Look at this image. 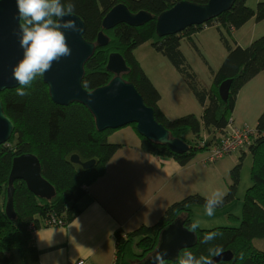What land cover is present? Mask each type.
<instances>
[{"label":"trees","instance_id":"16d2710c","mask_svg":"<svg viewBox=\"0 0 264 264\" xmlns=\"http://www.w3.org/2000/svg\"><path fill=\"white\" fill-rule=\"evenodd\" d=\"M178 1L181 0H71L75 13L86 22L84 37L96 41L99 33L104 32L109 39L106 44L97 46L87 60L83 86L87 85L85 88L92 90L108 83L115 75L107 68L109 56L112 52L121 53L129 68L123 77L134 83L146 104L154 108L156 119L170 130L171 135L189 145L188 150L178 152L169 144L152 141L139 133L140 148L187 165L202 148L212 147L227 134L228 122L241 88L264 70V34L252 39L246 46L239 44L234 36V31L251 19L258 22L264 20V0H259L255 6L250 5L248 0H236L231 9L205 23L188 26L177 33L158 34V15ZM188 1L204 4L209 0ZM62 2L67 4L69 0ZM118 3L126 4L132 12L148 11L153 18L138 26L122 22L112 28H104V17ZM206 26L217 28L228 51L217 70L210 67L212 83L209 86L198 79L197 72L181 47L182 41L187 39L209 64L194 38ZM146 42L168 57L184 77L203 106L200 116L187 113L171 118L163 111L160 106L161 92L135 53ZM228 78L233 81L225 101L219 88ZM16 88L1 92L5 112L15 123V129L11 138L0 144V264H42L34 232L41 226L53 225L52 216L68 224L80 214V200L88 193L89 187L105 175L108 162L122 143L110 141L109 137L115 129L98 130L95 116L85 104L56 103L43 77H37L26 87L28 94L24 97L16 94ZM132 125L136 128L135 123ZM256 130L248 146L254 155L253 182L245 193L241 216L232 214L238 218L239 224L207 229L198 227L196 243L184 248L196 256L207 255L210 246L233 252L231 259L215 264H264V247L254 242L255 239L264 238V111L258 118ZM203 133L208 135L204 136ZM202 141H205L203 147ZM23 153H34L39 157L43 176L55 186L57 193L52 199L41 198L30 190L24 180H15L14 206L17 216L11 218L6 212L9 178L14 158ZM75 153L82 161L96 159V163L84 168L71 160ZM242 166L243 155L231 170L232 183L221 205L236 198ZM205 199L199 193L189 194L170 203L154 223H143L128 231L117 229L113 264H138L156 249L163 230L177 219H182L189 229L190 224L195 222L192 217L193 204H205ZM211 231L222 235L209 244L203 243V237ZM176 261L177 258L165 259V264H176Z\"/></svg>","mask_w":264,"mask_h":264},{"label":"water","instance_id":"95a60500","mask_svg":"<svg viewBox=\"0 0 264 264\" xmlns=\"http://www.w3.org/2000/svg\"><path fill=\"white\" fill-rule=\"evenodd\" d=\"M236 0H209L207 3H196L188 0L178 1L173 7L160 13L156 28L160 35L177 33L188 26L202 24L231 9ZM15 0H0V144L7 142L15 129V123L7 115L1 92L18 87L13 78L12 69L23 55V49L17 35L19 19L17 18ZM79 25L78 32H68L67 42L72 49L69 57L62 58L52 65L51 71L43 76L49 87L52 99L62 105L80 102L88 106L96 119L98 130L116 129L132 123L137 131L148 139L169 144L175 151L189 149V145L181 138H175L170 130L155 117L154 108L147 105L144 97L134 83L126 80L123 74L129 70L124 56L112 52L107 68L114 72V77L106 84L88 90L83 86L85 64L93 55L97 46L106 44L108 36L100 32L96 41L84 37L86 22L74 13L71 17ZM152 13L141 10L132 12L126 4L118 3L112 7L103 20L104 28L126 22L131 25H142L152 19ZM233 79L224 80L219 88L223 100L227 101ZM71 160L89 168L96 159L82 161L78 154H73ZM24 180L31 191L41 198L52 199L57 191L42 173V164L34 153H23L13 160L8 186V201L6 212L9 217L16 218L14 206L15 180ZM196 234L185 227L182 219L167 226L161 233L156 249L138 264H153L152 257L157 250H166L165 259H176L181 249L196 243ZM233 257L231 250L223 251L222 255L212 257L215 263L229 260Z\"/></svg>","mask_w":264,"mask_h":264},{"label":"rangeland","instance_id":"374dc122","mask_svg":"<svg viewBox=\"0 0 264 264\" xmlns=\"http://www.w3.org/2000/svg\"><path fill=\"white\" fill-rule=\"evenodd\" d=\"M252 2H254V0H248L250 5ZM248 26L249 25L241 29L243 35L240 41L243 46L248 45L251 41L250 39H254L253 32H257L255 38L264 34V21L257 24L252 23V26H255L252 30H249ZM194 38L209 64L205 62L200 52L187 39L182 41L181 47L197 72L198 79L203 84L209 85L212 83L210 67L217 70L221 66L228 51L223 45L219 32L215 27L202 31L200 35H195ZM135 53L146 73L160 90L162 95L160 102L161 106L166 109L171 118H176L187 113H196L198 116L202 114L203 106L196 99L188 83L168 57L157 51L150 42H146L144 45L139 46ZM263 111L264 70L241 88L233 115L230 116L228 123L234 121L236 126L247 124L251 128L256 129L258 118ZM203 135H208V133H203ZM139 137L137 129L132 124H129L116 128L115 131L111 133L109 139L117 143H119L118 141L126 140L135 147L136 140H139ZM189 137L191 138L192 135ZM139 141H141V139ZM248 146L234 153L220 157L215 162L205 161L212 149L202 148L192 161L189 162L187 167H184L182 173L176 177L179 179V182L175 183L176 188L173 186L170 187L168 183L166 195L172 192V197H175V199H173L174 201L176 199H182L189 194L196 193L204 197L211 196L216 191L225 192L227 194L230 184L232 183L231 170L243 155L241 180L236 198L217 207L214 211V215L211 217L206 215L204 204L196 203L192 206L193 220L195 222L198 221L199 227L202 229L220 225L239 224L240 221L237 220L238 218H235L232 214L241 216L245 193L253 182L251 172L254 163V155ZM245 150L246 153L243 154ZM139 191H141V188ZM173 201H171V203ZM254 242L259 247H264V238L255 239Z\"/></svg>","mask_w":264,"mask_h":264},{"label":"crops","instance_id":"0c3cea01","mask_svg":"<svg viewBox=\"0 0 264 264\" xmlns=\"http://www.w3.org/2000/svg\"><path fill=\"white\" fill-rule=\"evenodd\" d=\"M258 1L254 0L251 5L255 6ZM252 23L259 22L251 19L234 31L239 44L242 45L241 29L247 25L249 30L254 29L257 25L253 27ZM211 27L215 26L204 27L196 36ZM252 34L255 38L257 32ZM139 140L135 147L126 140L118 141L122 146L108 162L105 175L80 200L81 212L74 220L63 226L44 225L34 232L42 264H76L80 259L86 264H113L117 229L132 230L161 217L175 199L172 192L166 195L168 183L176 188L175 183L179 182L176 177L189 163L180 165L173 158L145 152Z\"/></svg>","mask_w":264,"mask_h":264},{"label":"clouds","instance_id":"9594fccd","mask_svg":"<svg viewBox=\"0 0 264 264\" xmlns=\"http://www.w3.org/2000/svg\"><path fill=\"white\" fill-rule=\"evenodd\" d=\"M19 26L17 35L23 49L22 58L13 66L12 75L18 82L16 94L24 97L28 93L26 87L37 77H43L51 71L52 65L62 58L69 57L72 49L68 45V32H78L79 25L71 17L75 13V6L69 0L67 4L62 0H15ZM87 87V85H85ZM225 192L216 191L206 197L204 210L207 216L214 215L219 207ZM199 227V222H193L189 230L193 233ZM222 233L211 231L203 237V243L209 244ZM207 255L196 256L192 251L183 249L178 252L176 264H215L212 257L220 256L223 249L219 246H210ZM166 250H157L153 255V264H165Z\"/></svg>","mask_w":264,"mask_h":264},{"label":"built area","instance_id":"2783aa9c","mask_svg":"<svg viewBox=\"0 0 264 264\" xmlns=\"http://www.w3.org/2000/svg\"><path fill=\"white\" fill-rule=\"evenodd\" d=\"M227 128V134L222 136L217 143L212 145V147H208L209 149H212V151L207 156V159L205 160L206 162H215L220 157L241 150L251 143L253 137L257 133L256 129L251 128L247 124L236 126L234 121H230ZM204 142L205 141H202L201 147L205 145ZM51 222L53 225H66L63 219L56 216H52ZM76 264H86V262L85 260L80 259Z\"/></svg>","mask_w":264,"mask_h":264}]
</instances>
